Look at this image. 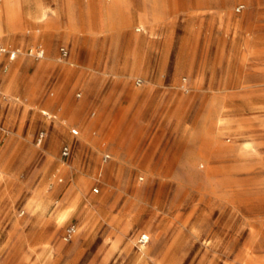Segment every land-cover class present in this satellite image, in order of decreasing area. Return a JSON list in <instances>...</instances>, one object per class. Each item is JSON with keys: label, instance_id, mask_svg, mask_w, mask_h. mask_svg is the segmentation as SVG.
Wrapping results in <instances>:
<instances>
[{"label": "rangeland", "instance_id": "rangeland-1", "mask_svg": "<svg viewBox=\"0 0 264 264\" xmlns=\"http://www.w3.org/2000/svg\"><path fill=\"white\" fill-rule=\"evenodd\" d=\"M15 8L0 34L21 50L0 55V264H264V0Z\"/></svg>", "mask_w": 264, "mask_h": 264}, {"label": "built area", "instance_id": "built-area-1", "mask_svg": "<svg viewBox=\"0 0 264 264\" xmlns=\"http://www.w3.org/2000/svg\"><path fill=\"white\" fill-rule=\"evenodd\" d=\"M241 8H242V5H238L236 7V10L237 11L241 10ZM20 52H21V50L17 47H9V46H5L3 44H0V55L4 56L7 60V62L14 60ZM60 52H61L62 56H66L68 51H67L66 47L62 46V47H60ZM25 53L34 59H41L45 56L44 48L40 45H37V44H31V45L27 46L25 48ZM7 67H8V63L5 62L2 66V69L4 71H6ZM135 84L140 86L142 84V79L137 78L135 80ZM77 95H80V94L77 93ZM71 131L73 134L78 133V130L75 128L71 129ZM44 135H45V133L43 131H40L38 133V135H37V143L38 144H40L42 142ZM71 153H72V149H71L70 145L65 144L60 149V155L63 158H68L71 155ZM103 158H104V160H107L109 158V154H107V153L104 154ZM96 190L97 189H95V191ZM76 233H77L76 223H69L64 227L61 238L64 241L68 242V241L73 239V237L75 236ZM147 240H148V236L146 234H142L138 239V241L140 243H145Z\"/></svg>", "mask_w": 264, "mask_h": 264}, {"label": "bare ground", "instance_id": "bare-ground-1", "mask_svg": "<svg viewBox=\"0 0 264 264\" xmlns=\"http://www.w3.org/2000/svg\"><path fill=\"white\" fill-rule=\"evenodd\" d=\"M17 0H3V2L0 4V34H4L6 31H14L16 28L20 25V15L19 12L16 10ZM23 1V0H22ZM43 9V8H42ZM43 15L46 16V12L43 9L42 10ZM5 25V27H4ZM71 206L62 209L57 214V220L63 221L68 213L71 210Z\"/></svg>", "mask_w": 264, "mask_h": 264}, {"label": "crops", "instance_id": "crops-1", "mask_svg": "<svg viewBox=\"0 0 264 264\" xmlns=\"http://www.w3.org/2000/svg\"><path fill=\"white\" fill-rule=\"evenodd\" d=\"M222 1V0H221ZM225 2V1H224ZM223 3V2H222ZM45 12H46V10H45ZM46 16H47V12H46ZM9 33V32H8ZM37 45H40V46H42L41 44H37ZM43 47V46H42Z\"/></svg>", "mask_w": 264, "mask_h": 264}]
</instances>
